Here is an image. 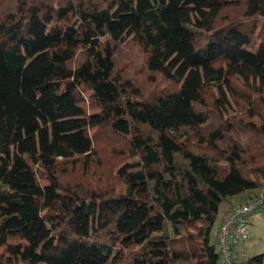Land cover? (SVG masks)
I'll use <instances>...</instances> for the list:
<instances>
[{
    "label": "trees",
    "instance_id": "obj_1",
    "mask_svg": "<svg viewBox=\"0 0 264 264\" xmlns=\"http://www.w3.org/2000/svg\"><path fill=\"white\" fill-rule=\"evenodd\" d=\"M263 186L264 0H0V264H219Z\"/></svg>",
    "mask_w": 264,
    "mask_h": 264
},
{
    "label": "rangeland",
    "instance_id": "obj_2",
    "mask_svg": "<svg viewBox=\"0 0 264 264\" xmlns=\"http://www.w3.org/2000/svg\"><path fill=\"white\" fill-rule=\"evenodd\" d=\"M139 52L136 50L127 49L123 54L118 55V60L120 61V64H118V67L124 68L128 74L138 83L140 86L142 92L149 91L153 89V86L151 82L148 80V75L144 74V71L142 69V65H140L138 60ZM141 66V67H140ZM223 97L221 101V111L223 114L226 113H237L240 114V111H238V108L234 105L232 102L231 95L226 87H222ZM264 192V186L263 189L260 190L258 193ZM256 195V194H255ZM254 196V195H253ZM246 195H239L235 196L231 202L233 204H238L245 202ZM227 207L228 205L223 204L221 208ZM261 215L255 216L252 220V224L249 227V236L248 239L239 244L237 247V250H239L240 253H242L245 257H252L256 255H260L264 253V207L260 210ZM218 224V220L216 221L215 225L212 229L211 234V241L214 242V231Z\"/></svg>",
    "mask_w": 264,
    "mask_h": 264
},
{
    "label": "built area",
    "instance_id": "obj_3",
    "mask_svg": "<svg viewBox=\"0 0 264 264\" xmlns=\"http://www.w3.org/2000/svg\"><path fill=\"white\" fill-rule=\"evenodd\" d=\"M263 207L264 192L252 196L243 203L228 207L214 235L219 264H234L232 249L248 239L252 220L255 216L261 215L260 210Z\"/></svg>",
    "mask_w": 264,
    "mask_h": 264
},
{
    "label": "crops",
    "instance_id": "obj_4",
    "mask_svg": "<svg viewBox=\"0 0 264 264\" xmlns=\"http://www.w3.org/2000/svg\"><path fill=\"white\" fill-rule=\"evenodd\" d=\"M246 199H247V198L245 197L244 200L246 201ZM242 203H243V202H242ZM227 210H228L227 207H223V208L220 209V211H219V215H218V217H217L218 224H217V226H216V228H215V231H214L213 236L215 235V233H216V231H217V229H218V227H219V225H220V223H221L223 217L225 216ZM215 223H216V222H215Z\"/></svg>",
    "mask_w": 264,
    "mask_h": 264
}]
</instances>
